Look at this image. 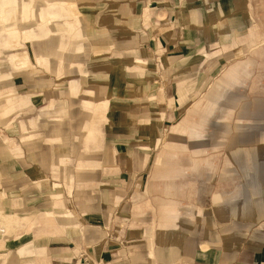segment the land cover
<instances>
[{
	"label": "crops",
	"instance_id": "crops-1",
	"mask_svg": "<svg viewBox=\"0 0 264 264\" xmlns=\"http://www.w3.org/2000/svg\"><path fill=\"white\" fill-rule=\"evenodd\" d=\"M59 2L0 72V264H264V0Z\"/></svg>",
	"mask_w": 264,
	"mask_h": 264
},
{
	"label": "rangeland",
	"instance_id": "rangeland-1",
	"mask_svg": "<svg viewBox=\"0 0 264 264\" xmlns=\"http://www.w3.org/2000/svg\"><path fill=\"white\" fill-rule=\"evenodd\" d=\"M26 2H30V11L27 16L23 15V13L20 11V1L15 0L13 3H6L5 8H8V12H1L0 10V32L2 31L6 39L10 41V44L8 47H4L0 45V72L6 71V70H12V69H23L27 68L30 65L31 60H36L37 55L42 54V60L45 58V51L43 49L44 42L46 39L51 40L53 37L58 39L57 44H59V50L57 52L58 57H60L61 54V45L64 42V39L66 41V38H71L72 41H77V39L81 36H78L76 33V27L78 26L79 22L77 19V11H76V5L75 3H67L66 6H72L73 9H67V11L71 12L70 17L74 18L73 20H69V31L66 30L65 24H59V22L50 18H46V24L49 23L50 28H55L54 31L50 33L47 38H30L29 34L26 32L30 29L36 30V28L41 24V21L37 18L39 15L40 9L44 6V4L48 3L50 0H25ZM54 2H59V0H53ZM65 3H63L64 5ZM58 4H53V6H57ZM28 6L26 7V10H28ZM56 11H59L58 8H54ZM8 15V17L4 18V15ZM45 22V20H43ZM42 21V22H43ZM73 24V25H72ZM11 30H14L13 34H10L8 32H11ZM2 33V35H3ZM81 34V33H80ZM1 35V36H2ZM5 39V40H6ZM36 43V44H35ZM37 47V49H36ZM64 50V49H62ZM67 54V50L63 51L62 53ZM10 53V59H15L17 61V66H13L10 63L9 60H7V54ZM54 53H56L54 51ZM96 54V55H95ZM94 58L96 61L100 62V67H102V59L99 57V53H95ZM95 61V62H96ZM97 62V63H98ZM43 66V64H42ZM100 68V71L102 69ZM74 87V86H73ZM75 88V87H74ZM3 91V90H2ZM7 91V90H6ZM7 93V92H6ZM6 93H0V102H2L5 97ZM10 93V92H9ZM4 95V96H3ZM105 107V104H101V110H103ZM2 108H0V112H2ZM2 114V113H1ZM2 116V115H1ZM176 133V132H175ZM168 139H174L176 140V134L169 132ZM176 149V148H175Z\"/></svg>",
	"mask_w": 264,
	"mask_h": 264
},
{
	"label": "built area",
	"instance_id": "built-area-1",
	"mask_svg": "<svg viewBox=\"0 0 264 264\" xmlns=\"http://www.w3.org/2000/svg\"><path fill=\"white\" fill-rule=\"evenodd\" d=\"M73 264H94V262L88 259H84V260H77Z\"/></svg>",
	"mask_w": 264,
	"mask_h": 264
},
{
	"label": "bare ground",
	"instance_id": "bare-ground-1",
	"mask_svg": "<svg viewBox=\"0 0 264 264\" xmlns=\"http://www.w3.org/2000/svg\"><path fill=\"white\" fill-rule=\"evenodd\" d=\"M19 1V0H18ZM71 9H73V7L71 6ZM96 55V54H95ZM100 66L98 67V66H96V69H98V70H100ZM102 69V68H101ZM106 105V104H105Z\"/></svg>",
	"mask_w": 264,
	"mask_h": 264
}]
</instances>
